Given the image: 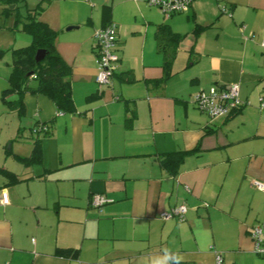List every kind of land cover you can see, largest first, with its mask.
Instances as JSON below:
<instances>
[{"label":"crops","instance_id":"0c3cea01","mask_svg":"<svg viewBox=\"0 0 264 264\" xmlns=\"http://www.w3.org/2000/svg\"><path fill=\"white\" fill-rule=\"evenodd\" d=\"M105 7L119 62L110 85L99 86L93 33L104 27ZM15 13L1 15L14 23ZM38 20L58 33L75 110L60 113L32 94L21 115L8 107L1 92L11 58L3 57L0 169L18 182L0 175L8 197L0 264H147L164 249L180 264H215L216 253L222 264H264L249 236L255 226L264 230V192L254 186L264 184V0H194L169 17L146 0H49ZM160 24L183 36L163 81ZM29 43L24 33L0 48ZM231 83L242 107L230 117L210 120L192 104L198 91ZM41 124L50 137L37 134ZM35 150L40 161L25 165ZM178 152L187 154L171 176L159 159ZM94 196L107 203L93 207ZM179 206L182 221L159 218Z\"/></svg>","mask_w":264,"mask_h":264},{"label":"trees","instance_id":"16d2710c","mask_svg":"<svg viewBox=\"0 0 264 264\" xmlns=\"http://www.w3.org/2000/svg\"><path fill=\"white\" fill-rule=\"evenodd\" d=\"M3 4L14 5L13 10L5 8L2 13L5 15L15 13L14 24L18 25L17 30L22 31L30 37L29 45L17 49L0 50V59L10 53L11 73L8 78V88L1 92V100L11 109H15L19 115L23 113L22 98L26 94L43 95L48 98L60 113L74 112V104L70 87L71 69L63 61L55 48V41L58 33L49 28L45 23L38 20L39 14L44 10L49 0H39L33 8H26L25 13L19 12L18 0H0ZM109 8H103V16L106 26ZM203 28H197L200 31ZM155 42L157 51L164 58V77L161 81L170 76V67L176 55L178 43L183 36L170 30L165 24H160L155 30ZM38 50L45 52L44 58L39 63L34 60ZM10 94H16L17 99L8 102L5 98ZM45 131H37L41 138L50 137L51 133L47 124H41ZM38 142V141H36ZM187 152L166 154L160 157L159 163L166 172L175 176L178 167L184 160ZM40 161L39 152L35 150L33 156L23 159L25 165ZM0 175L9 184L18 182L17 178L10 172L0 169ZM57 255L68 257L72 255L69 250H57Z\"/></svg>","mask_w":264,"mask_h":264},{"label":"built area","instance_id":"2783aa9c","mask_svg":"<svg viewBox=\"0 0 264 264\" xmlns=\"http://www.w3.org/2000/svg\"><path fill=\"white\" fill-rule=\"evenodd\" d=\"M194 0H146L149 7L159 9L166 17L175 14H183L188 11ZM93 40L96 51L97 74L95 81L99 86H108L115 74L119 57L116 53L118 42V30L114 23H108L93 33ZM264 48V42L261 44ZM238 84L231 83L224 86H212L207 91L201 90L192 96V104L201 113L208 116L210 120L216 118H228L238 112L242 107V102L238 98ZM261 107H264V99L259 100ZM44 126H40L36 131H45ZM256 189L264 192V184L254 183ZM107 200L101 196H94L91 204L95 208H100L106 204ZM8 204L7 193L0 191V205ZM186 212L185 206H179L169 211L162 212L159 218L169 220L172 218L182 221ZM253 245V251L257 256L264 257V230L261 226L251 228L249 232ZM222 256L215 254V264H222Z\"/></svg>","mask_w":264,"mask_h":264},{"label":"rangeland","instance_id":"374dc122","mask_svg":"<svg viewBox=\"0 0 264 264\" xmlns=\"http://www.w3.org/2000/svg\"><path fill=\"white\" fill-rule=\"evenodd\" d=\"M38 1L39 0H18V3L19 2L22 3L18 7L19 8V12L24 14L25 13V6L24 5H27L26 8L34 7ZM10 7H14V5L3 4L2 1H0V24L2 23V20H6V24L9 27V28L0 29V42H4L6 40L12 42V39H13L14 35L24 34V33H21L22 31H14V29L16 27H18V25L15 26V24L13 23V17H11V20H9V19H7V18H9V16L7 17V16H2L1 15L3 10H4V8L9 9ZM10 27H12V28H10ZM0 50H4V48H0ZM6 54H9L8 56L10 58V53L8 52ZM3 57L0 59V62H2Z\"/></svg>","mask_w":264,"mask_h":264},{"label":"clouds","instance_id":"9594fccd","mask_svg":"<svg viewBox=\"0 0 264 264\" xmlns=\"http://www.w3.org/2000/svg\"><path fill=\"white\" fill-rule=\"evenodd\" d=\"M173 260H175V264H180V258L178 254H174L170 250L164 249L162 255L150 257L147 261V264H172Z\"/></svg>","mask_w":264,"mask_h":264},{"label":"water","instance_id":"95a60500","mask_svg":"<svg viewBox=\"0 0 264 264\" xmlns=\"http://www.w3.org/2000/svg\"><path fill=\"white\" fill-rule=\"evenodd\" d=\"M45 52L43 50H38L35 53L34 60L36 63H39L44 58Z\"/></svg>","mask_w":264,"mask_h":264}]
</instances>
